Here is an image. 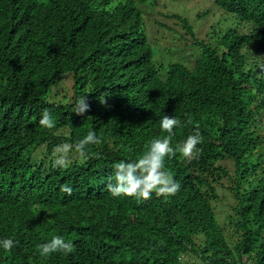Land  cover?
I'll use <instances>...</instances> for the list:
<instances>
[{"label":"trees","instance_id":"16d2710c","mask_svg":"<svg viewBox=\"0 0 264 264\" xmlns=\"http://www.w3.org/2000/svg\"><path fill=\"white\" fill-rule=\"evenodd\" d=\"M139 1L0 0V240L17 242L11 252L0 245V264H264V0H214L243 30L198 42L192 67L167 68L154 61ZM67 75L68 97L49 100ZM85 94L90 110L77 116ZM44 109L55 128L39 124ZM166 114L184 124L173 147L197 129L203 136L198 158L166 159L180 191L167 202L113 197V165L166 136ZM89 131L102 140L90 158L73 147L70 166L54 167V149ZM219 186L236 201L234 246L213 205ZM54 235L74 252L42 257L38 246Z\"/></svg>","mask_w":264,"mask_h":264},{"label":"clouds","instance_id":"9594fccd","mask_svg":"<svg viewBox=\"0 0 264 264\" xmlns=\"http://www.w3.org/2000/svg\"><path fill=\"white\" fill-rule=\"evenodd\" d=\"M108 94H101L98 100L101 105H107L106 97ZM90 110L87 102V95L77 98L73 108V113L77 116H84ZM39 124L46 129L56 127V121L52 114L44 109L41 113ZM184 127L183 122L174 116L164 115L160 121V128L167 133L163 138L154 139L148 146V151L137 160H120L113 165L114 182L107 185V190L113 197H132L138 201H148L153 194L156 197H162L165 202L178 194L181 184L174 179L171 171L165 170L166 159L170 160L179 153L188 161L198 158L202 153V148L198 147L203 143V136L197 129L193 134L177 146L173 147L171 143L172 136L175 135V129ZM102 140L94 131H89L86 136L79 139L75 145L64 144L54 149V167L67 168L72 162L71 150L74 147L77 156L81 160L90 158L88 149L91 145H100ZM99 158V154H97ZM62 192L68 195L72 194V189L66 186L61 187ZM16 241L5 238L0 240V245L7 252L16 246ZM40 255L49 257L53 253H63L69 255L75 250L74 244L66 242L63 236L54 235L50 241L40 244Z\"/></svg>","mask_w":264,"mask_h":264},{"label":"rangeland","instance_id":"374dc122","mask_svg":"<svg viewBox=\"0 0 264 264\" xmlns=\"http://www.w3.org/2000/svg\"><path fill=\"white\" fill-rule=\"evenodd\" d=\"M119 0H114V2ZM142 10L144 26L153 50L156 64L167 68L173 62H182L192 67L200 57L201 49L198 42L213 44L227 29L243 27V23L231 12L218 6L214 0H143L139 1ZM180 15L185 18L184 22ZM189 25L190 28L185 27ZM243 30V29H241ZM72 78L67 75L63 80L51 85L47 90L49 100L60 101L68 97L67 90H71ZM64 131V130H62ZM43 148L36 151L40 155ZM235 174L234 162L224 159L220 162ZM226 178L224 185H230ZM220 199L214 201L219 224L225 228V233L231 246L236 243L233 228L228 225V217L236 201L226 186H219ZM194 260L186 255L184 261Z\"/></svg>","mask_w":264,"mask_h":264}]
</instances>
